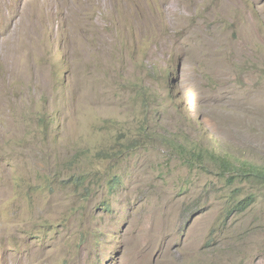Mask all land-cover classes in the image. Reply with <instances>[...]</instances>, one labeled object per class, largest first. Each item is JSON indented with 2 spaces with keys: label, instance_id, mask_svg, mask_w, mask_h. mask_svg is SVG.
Masks as SVG:
<instances>
[{
  "label": "rangeland",
  "instance_id": "rangeland-1",
  "mask_svg": "<svg viewBox=\"0 0 264 264\" xmlns=\"http://www.w3.org/2000/svg\"><path fill=\"white\" fill-rule=\"evenodd\" d=\"M198 142L264 166V0H0V264H264Z\"/></svg>",
  "mask_w": 264,
  "mask_h": 264
},
{
  "label": "trees",
  "instance_id": "trees-1",
  "mask_svg": "<svg viewBox=\"0 0 264 264\" xmlns=\"http://www.w3.org/2000/svg\"><path fill=\"white\" fill-rule=\"evenodd\" d=\"M190 146L188 148L183 145L177 146L178 152L186 159L189 168L216 172L220 177L226 178L230 184L241 181L264 187V166L235 159L229 154H219L206 145L201 146L199 142ZM254 202L255 199L249 196L233 206V209L239 213L244 212Z\"/></svg>",
  "mask_w": 264,
  "mask_h": 264
}]
</instances>
